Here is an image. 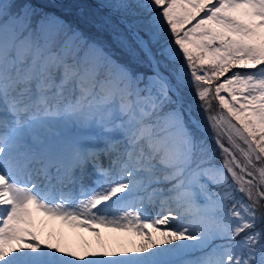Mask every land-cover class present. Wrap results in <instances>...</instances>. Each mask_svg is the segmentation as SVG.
<instances>
[{
    "label": "snow or ice",
    "instance_id": "obj_1",
    "mask_svg": "<svg viewBox=\"0 0 264 264\" xmlns=\"http://www.w3.org/2000/svg\"><path fill=\"white\" fill-rule=\"evenodd\" d=\"M75 7L0 0V264H264V0ZM37 212L144 239L80 254Z\"/></svg>",
    "mask_w": 264,
    "mask_h": 264
},
{
    "label": "rangeland",
    "instance_id": "obj_2",
    "mask_svg": "<svg viewBox=\"0 0 264 264\" xmlns=\"http://www.w3.org/2000/svg\"><path fill=\"white\" fill-rule=\"evenodd\" d=\"M45 1L46 0H42V2ZM52 1H55V5L59 4L63 10L72 13L73 16H68L75 19L76 7L71 6L72 4L70 3L72 0ZM85 2L91 3L92 0H80L77 4ZM47 3H50V0H47ZM193 23H195V21H193ZM189 96H191V93H189ZM194 111L197 117L202 120L203 114L199 111V109H194ZM42 217L40 212H37L35 214L34 231L43 243H59L67 250L76 251L80 254H84L86 252L104 253L106 251L123 253L125 251H130L132 247L139 245L143 242L144 239L143 237L138 236L132 232L119 231L113 228L93 225V227H98L99 230L103 229L105 235L102 238L98 239L96 242H92L90 238L86 237V233L91 232L93 233L92 235L95 236H91V238H97L96 232L90 231L87 228L74 227L58 217L47 216L43 220L41 219ZM149 231L153 230L149 229ZM155 236L157 239H160V235L158 232L155 233Z\"/></svg>",
    "mask_w": 264,
    "mask_h": 264
},
{
    "label": "trees",
    "instance_id": "obj_3",
    "mask_svg": "<svg viewBox=\"0 0 264 264\" xmlns=\"http://www.w3.org/2000/svg\"><path fill=\"white\" fill-rule=\"evenodd\" d=\"M78 1H80V0H72L71 3H70V4H72L71 6H74L75 7L77 5ZM37 2L40 3V4H43L45 6H47V10H49V11H55L58 15H66L68 19H73L72 17H69L68 16V15H72V13H69L68 11L63 10L60 7L59 4L55 5L54 4L55 1L50 0V3H47V0L45 2H42V0H37Z\"/></svg>",
    "mask_w": 264,
    "mask_h": 264
},
{
    "label": "bare ground",
    "instance_id": "obj_4",
    "mask_svg": "<svg viewBox=\"0 0 264 264\" xmlns=\"http://www.w3.org/2000/svg\"><path fill=\"white\" fill-rule=\"evenodd\" d=\"M92 234H93V233H91V232H90V233H88V232L86 233V237L90 238L92 242H96L98 239L102 238V237L105 235L103 229H100V230H99V235H97V238H91V236H92V237H95V236L92 235ZM104 238H105V237H104ZM104 238H103V239H104Z\"/></svg>",
    "mask_w": 264,
    "mask_h": 264
}]
</instances>
